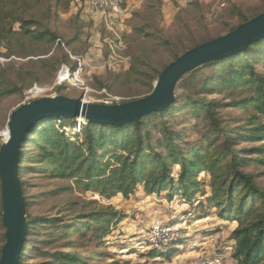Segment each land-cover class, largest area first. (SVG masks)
Listing matches in <instances>:
<instances>
[{
  "label": "rangeland",
  "instance_id": "374dc122",
  "mask_svg": "<svg viewBox=\"0 0 264 264\" xmlns=\"http://www.w3.org/2000/svg\"><path fill=\"white\" fill-rule=\"evenodd\" d=\"M124 1L123 13L107 23L92 10L90 0H0V148L6 141L11 114L20 106L49 96L81 97L77 90L62 88L60 92L54 87L58 70L70 62L68 52L87 59L93 90L105 89L107 95L125 103L150 95L156 77L176 56L226 35L264 12V0ZM25 22L28 24L23 25ZM111 27L123 45L117 50L122 63L115 68L106 66L111 53L107 40L118 39ZM59 39L65 47L57 46ZM247 61L250 65L238 60L214 63L186 76L178 84L171 110L144 119V143L168 156L162 143L172 137L188 159L200 155L208 161L217 149L223 150L228 137L241 170L253 175L264 191V164L259 163L263 156L255 151L264 149V117L253 104L248 105L256 98V87L243 84L242 79L229 90L222 85L232 74L246 75L250 66L264 79V44L252 49ZM214 101L219 106H212V110L203 103ZM85 141L82 129L77 143ZM26 154L35 157L38 151L28 146ZM111 158L109 155L107 161ZM230 160L229 156L225 164ZM21 167L27 216L33 220L23 264H53L55 253L88 264H189L197 256L189 251L188 245L194 241L204 244L207 255L216 252L224 264L233 263L234 226L219 222L213 215L199 222L187 217L188 213L195 216L204 211L198 204L206 203L205 197L211 193L207 173L198 178L203 194L189 203L174 187L156 196L138 189L128 200L120 195L101 197L86 192L74 180L56 178L37 160L23 162ZM180 172V167L173 169L175 180ZM1 196L0 183V259L6 241ZM92 215L106 220L100 223L94 219L88 227L86 222ZM156 222L178 224L187 233L177 255L167 258V254L148 248L147 236ZM104 229L107 235H103ZM173 248L178 251L177 246Z\"/></svg>",
  "mask_w": 264,
  "mask_h": 264
},
{
  "label": "trees",
  "instance_id": "16d2710c",
  "mask_svg": "<svg viewBox=\"0 0 264 264\" xmlns=\"http://www.w3.org/2000/svg\"><path fill=\"white\" fill-rule=\"evenodd\" d=\"M247 21L249 20L245 22ZM201 44L191 47L185 52ZM263 44L264 41L252 45L246 52L218 63L238 60L242 65H250L247 61L248 54L252 49L259 48ZM59 45L65 47L60 39L57 41V46ZM179 56L181 55L176 56V59ZM233 65H230L231 69H235ZM247 72L246 75L239 74L242 77H232L234 75L232 74L222 85L229 90L234 83H237L235 82L237 79H242L243 84L255 86L256 98L248 105L253 104L258 115L264 117V79L251 66ZM194 73L195 71L192 74ZM160 74L161 72L156 80ZM156 80L154 79V81ZM151 86L153 88V83ZM62 88L64 89V87H58L60 92ZM175 103L168 109L151 115L168 112ZM203 103L209 110H212V106H219L216 101ZM147 117L141 119L138 124H128L123 127L87 123L83 127L86 141L82 145L77 143L78 134L74 133L75 123L73 120L58 118L44 120L24 138L20 151L19 177L21 170L24 169L21 167L23 162L37 160L39 164L45 165L46 170L52 172L56 178L74 180L81 184L86 192H93L101 197L113 198L120 195L128 200L136 194L138 189H142L146 195L152 196L161 195L174 187L173 189L179 192L187 202L192 203L199 194H203L202 183L198 181V178L207 173L211 177V193L210 196L205 197L206 203H199L200 206L198 204V207L204 208V211L195 214V216L188 213L187 217L192 221L199 222L209 219L213 215L218 221L233 225L232 264H264V191L257 185L253 175L241 170V162L232 149L231 139L225 137L223 150L217 149L207 161L200 155H197L194 160L188 159L183 149L175 144L173 138L166 137L162 144L168 156H164L155 152L152 144L144 143L141 130L145 124L144 119ZM211 119L216 122L215 117ZM131 128L132 132L129 131ZM65 129L70 130L67 132ZM28 146L37 149L38 154L35 157H29L26 154ZM255 151L263 156L259 163L264 164V149H255ZM109 155L112 157L111 161H107ZM229 156L231 160L225 164V160ZM177 167L181 168V172L179 179L175 180L173 169ZM20 180L27 211L28 203L21 177ZM27 218L28 234L19 264H23V258L26 256L25 247L31 233L33 220L29 216ZM114 218L121 221V217L117 219V214L114 215ZM88 219H90L86 222L88 227L93 224L94 219L100 223L106 220L98 215L89 216ZM34 221L37 222V219ZM104 230L103 235H107V230ZM184 243L186 240L152 252L167 254L166 257L170 258L177 255L179 249L184 247ZM175 246H177V252L173 250ZM52 258L55 261L53 264H88L77 257L64 253H55Z\"/></svg>",
  "mask_w": 264,
  "mask_h": 264
},
{
  "label": "water",
  "instance_id": "95a60500",
  "mask_svg": "<svg viewBox=\"0 0 264 264\" xmlns=\"http://www.w3.org/2000/svg\"><path fill=\"white\" fill-rule=\"evenodd\" d=\"M264 41V12L234 31L202 43L170 63L144 98L115 105L85 102L67 96L36 99L12 112L8 138L0 149V183L2 189V222L6 243L0 264H19L28 234L26 200L19 177L20 151L27 134L47 119H82L99 126L123 127L138 124L141 119L162 112L176 102L178 84L194 71L246 52Z\"/></svg>",
  "mask_w": 264,
  "mask_h": 264
},
{
  "label": "built area",
  "instance_id": "2783aa9c",
  "mask_svg": "<svg viewBox=\"0 0 264 264\" xmlns=\"http://www.w3.org/2000/svg\"><path fill=\"white\" fill-rule=\"evenodd\" d=\"M90 5L94 12L99 13L105 18L107 23H109V20L118 18L119 15L123 13L125 1L90 0ZM110 29L116 34L118 39L116 41L107 40L111 53L106 60V66H108L109 68H115L120 67L122 63L120 59L121 56L117 53V50H120L123 45L116 31L112 27ZM68 56L70 62L64 63L62 65L57 75L54 87H64L67 90H77L81 93L80 99L85 102L104 104L109 106L120 103L119 98L112 95H107L105 89L101 91L92 89L91 86L94 85V82H92L86 58L81 56H73L70 52H68ZM2 61L3 60L0 59V62ZM101 81V79L98 80V83H100ZM54 87L52 89H54ZM35 89L42 91L39 88ZM94 93L99 94V96L106 94V97L98 98L95 95L93 96ZM74 123V133L81 134L82 129L87 124V122L79 119L75 120ZM65 130L68 132V130L70 129ZM187 236V233L183 232V230L178 227V224L156 222L152 226L150 233L147 236L146 244L149 249L156 250L175 243H179L188 238ZM203 245L204 244L196 241L188 245L189 251L197 255L195 259L189 264H224L223 257L220 254H217L215 252L214 254L207 255V253H205V248L203 247Z\"/></svg>",
  "mask_w": 264,
  "mask_h": 264
},
{
  "label": "bare ground",
  "instance_id": "6f19581e",
  "mask_svg": "<svg viewBox=\"0 0 264 264\" xmlns=\"http://www.w3.org/2000/svg\"><path fill=\"white\" fill-rule=\"evenodd\" d=\"M7 138H8V132L6 131V140H7Z\"/></svg>",
  "mask_w": 264,
  "mask_h": 264
},
{
  "label": "crops",
  "instance_id": "0c3cea01",
  "mask_svg": "<svg viewBox=\"0 0 264 264\" xmlns=\"http://www.w3.org/2000/svg\"><path fill=\"white\" fill-rule=\"evenodd\" d=\"M142 190V189H141ZM142 192L144 193V191L142 190ZM148 196V195H147ZM154 196H156V195H154ZM220 222V221H219Z\"/></svg>",
  "mask_w": 264,
  "mask_h": 264
}]
</instances>
